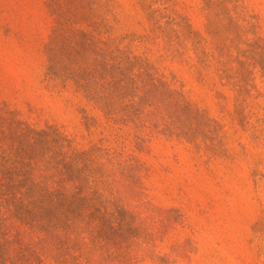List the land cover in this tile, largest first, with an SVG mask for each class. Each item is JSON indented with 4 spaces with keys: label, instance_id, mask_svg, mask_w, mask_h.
<instances>
[{
    "label": "rangeland",
    "instance_id": "obj_1",
    "mask_svg": "<svg viewBox=\"0 0 264 264\" xmlns=\"http://www.w3.org/2000/svg\"><path fill=\"white\" fill-rule=\"evenodd\" d=\"M0 264H264V0H0Z\"/></svg>",
    "mask_w": 264,
    "mask_h": 264
}]
</instances>
